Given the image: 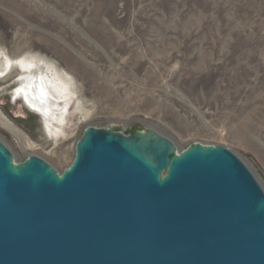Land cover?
I'll return each instance as SVG.
<instances>
[{"label":"rangeland","instance_id":"obj_1","mask_svg":"<svg viewBox=\"0 0 264 264\" xmlns=\"http://www.w3.org/2000/svg\"><path fill=\"white\" fill-rule=\"evenodd\" d=\"M33 57L69 75L70 96L50 134L10 100L18 69L0 76V139L18 162L63 171L89 125L153 128L179 150L228 147L264 189V0H0V59Z\"/></svg>","mask_w":264,"mask_h":264},{"label":"water","instance_id":"obj_2","mask_svg":"<svg viewBox=\"0 0 264 264\" xmlns=\"http://www.w3.org/2000/svg\"><path fill=\"white\" fill-rule=\"evenodd\" d=\"M0 264H264V189L228 147L153 128L89 125L63 171L0 139Z\"/></svg>","mask_w":264,"mask_h":264},{"label":"bare ground","instance_id":"obj_3","mask_svg":"<svg viewBox=\"0 0 264 264\" xmlns=\"http://www.w3.org/2000/svg\"><path fill=\"white\" fill-rule=\"evenodd\" d=\"M15 69H18L16 77L20 88L16 91L14 101L20 99L25 106L33 108L34 113L41 117L47 132L62 134L61 125L65 122L67 106L60 99L70 96L69 75L44 58L0 59L1 77ZM15 133L22 137L19 129L15 128Z\"/></svg>","mask_w":264,"mask_h":264}]
</instances>
